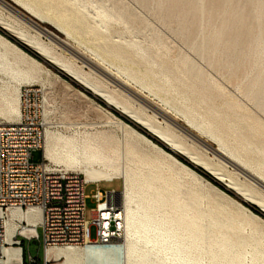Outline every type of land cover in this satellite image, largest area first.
I'll use <instances>...</instances> for the list:
<instances>
[{
    "label": "bare ground",
    "instance_id": "obj_1",
    "mask_svg": "<svg viewBox=\"0 0 264 264\" xmlns=\"http://www.w3.org/2000/svg\"><path fill=\"white\" fill-rule=\"evenodd\" d=\"M138 1L143 7L153 2L160 21L209 67L231 75L248 66L246 82L235 89L264 114V0ZM17 9L73 45L45 33L50 41H43L24 22L41 33L40 28ZM132 16L118 0H0L2 30L264 216V191L258 185L264 186V123L242 102L226 98L221 84L192 58L171 60L160 34H148L147 25L136 26ZM53 41L81 64L62 55ZM48 71L0 35L4 124L19 118L20 86L40 81ZM109 116L121 139L103 131L62 134L46 123L42 153L46 162L76 169L87 184L120 179L123 234L110 245L49 248L44 253L48 264H264L263 218ZM40 218L36 208L10 210L4 220L6 244L17 232L33 233ZM19 222L27 226L20 228ZM2 255L0 264H19L22 252L6 246Z\"/></svg>",
    "mask_w": 264,
    "mask_h": 264
},
{
    "label": "built area",
    "instance_id": "obj_2",
    "mask_svg": "<svg viewBox=\"0 0 264 264\" xmlns=\"http://www.w3.org/2000/svg\"><path fill=\"white\" fill-rule=\"evenodd\" d=\"M20 114L14 123L0 122V263L6 246L18 247L22 256L19 264H48L44 253L49 248L110 245L123 234L121 202L117 204L114 189L101 191L100 183L87 184L79 173L66 171L43 158L42 145L46 122L40 91L33 85L19 89ZM40 151L41 161H33V153ZM87 185L92 193H84ZM94 207L90 219H85V200ZM36 208L41 218L33 233L19 232L13 242H5L4 220L10 210ZM27 226L19 222V227ZM95 237L90 239V228ZM40 231V235H39ZM39 240L43 259L38 263L24 249L23 241ZM24 251V256H23Z\"/></svg>",
    "mask_w": 264,
    "mask_h": 264
},
{
    "label": "rangeland",
    "instance_id": "obj_3",
    "mask_svg": "<svg viewBox=\"0 0 264 264\" xmlns=\"http://www.w3.org/2000/svg\"><path fill=\"white\" fill-rule=\"evenodd\" d=\"M118 1H121V3L123 5L127 6L130 9V11H131V13L133 15L130 18H131V20H133L135 22L136 26H139V27L142 26V28H143L144 25H147V28L145 27V29L146 30H150V31L147 32L148 34L153 33V32H156V33L160 34L162 40L166 43V45L169 48V58L171 60L176 59L178 55H186V56L190 57V59L192 58L193 61L205 73H208V75L211 78H213L215 81L217 80L216 82L219 85L221 84L220 86H222V88H224L225 95H226L225 97L226 98L231 99L232 101L236 100L238 102L240 101V103L242 102L241 104L242 105L244 104V107H245L246 112L248 114L256 116L258 119H260L264 123V118H263L264 114H262L261 112L257 111V109L254 106L251 107L252 104L250 102L246 101L244 99V97L241 95V93L239 91H237V89H235V87L237 85H240V84L242 85V84H244L246 82L244 80L243 76H244V72L248 68V66L238 68L231 75H228L226 73V71L223 70V69L220 70V69L211 68L203 60H201L198 56H196L188 48L187 44H185V42L181 38H179V36L176 35V33L174 31L169 30V27H167L164 23H162V21H160L158 15L156 14V6H155V4L153 2L149 1L147 3V5L145 7H143L138 0H118ZM246 10H248L247 7H246ZM24 24H25V26H28L29 28H31L34 31H36L39 34L40 38L43 41H45V42L50 41L49 37L50 38L55 37L59 41L64 39V40H66L67 42H69L70 44L73 45V42L70 39H68V38L66 39L64 36H62L61 34L56 32V30H54L48 24L36 23L41 30H45V32L43 31V33H45L49 37H47L45 34L44 35L41 34L39 31H37L36 29L32 28L26 22H24ZM112 26H113V29H116V30H119V31H121L123 29L122 25H120V24H117V25L113 24ZM172 26H174V25H172ZM144 32H145V30H144ZM0 35L3 36L4 38H6L11 43H13L14 45H16L18 48H20L26 54L30 55L25 50H23L22 47H24L26 50H28L29 52H31L35 56L39 57L36 53H34L32 50L28 49L26 46H24L22 43H20L18 40H16L12 35H10L6 31L2 30L1 28H0ZM55 46L57 47L58 51L60 53H62V55L66 56V57H69V58L75 59L74 57H72L71 55L66 53L63 49H61L59 46H57V45H55ZM31 57H33V56H31ZM75 60H76L77 64H81L80 61H78L77 59H75ZM165 61H167V60H165ZM39 62L44 67H46L49 71H48L47 74H45V73L42 74V77H41L40 81L37 80V81L33 82L30 85L35 86L40 91V95H41V98H42V101H43V105L46 106V112H47V118H45V115H44V119H45V122L47 123V125L51 128V130L56 131V132H60L62 134H67V133L71 134V133H73L75 131H79V130L80 131L86 130V131H89V132L103 131V132H106L107 134H111L116 139H121V131L116 126V124L113 123L115 121V119L110 117L109 113L114 115L116 118H118L120 121H122V122H124L126 124H127V122H125L123 119L127 120L128 122H130L127 118H125L124 116L120 115L118 112L114 111L113 109L107 107L102 101H100V100L96 99L95 97H93L91 94L86 92L79 85H77L76 83L71 81L68 77H66L65 75L60 73L56 68L52 67L51 65L46 63L44 60H41ZM172 63L173 62H171V64ZM208 67H209V69H207ZM212 75H214V77ZM215 78H217V79H215ZM109 86L112 87L113 85L110 84ZM20 87H24V85H22ZM88 98L92 99L94 102H90L88 100ZM134 101L137 104L139 103L137 100H134ZM153 102H156V100H153ZM247 102H248V104H247ZM215 103L219 105V104H221V100L220 99H216ZM97 105H99L101 108L98 107ZM44 106H43V108H44ZM253 108H255V109H253ZM147 112H148V114L153 113L148 108H147ZM259 113H261V114H259ZM157 118H159V120H161L160 117H158V115H157ZM4 121L5 120L0 117V122L3 123ZM130 123L132 125H129V124L128 125L133 127V128H135L138 132L141 133V131H143V130L139 129L138 127H136L132 122H130ZM178 123L181 124L180 122H178ZM144 133L146 134L145 136L147 138H149L151 141H152V139H154L151 136H149L146 132H144ZM201 150L203 151L204 149L201 148ZM170 154L173 155L177 160H179V158L183 159L180 156H178V155H176V154H174L172 152ZM207 155L211 156L212 154L211 153H207ZM33 161L36 162V163L41 161V153H40V151H36V152L33 153ZM186 166H188V165H186ZM58 167L61 168V169H64L61 165H59ZM195 169H197L198 171H200L201 173L206 175L200 169H198V168H195ZM66 171L79 173L76 169H71V168H68V170H66ZM196 173L199 174L204 180H206L210 184L214 185L212 182H210L208 179H206L203 175H201L198 172H196ZM207 177H209V176H207ZM205 184L206 183H204L203 185H205ZM215 187H217V186H215ZM93 189H94V186L87 185L85 187V190H84L85 195L89 196L92 193ZM99 189L101 191H107V190H110V189H114L116 192L120 193V191H121V180L120 179H116V180H114L112 182H101L99 184ZM205 189L210 194H214L212 191H210L208 189L207 185H205ZM223 192H225V191H223ZM238 201L241 202L240 199H238ZM229 206H230V208L232 210H234V211L236 210L234 206H232V205H229ZM93 207H94V204L90 201V199H86L85 200V219L86 220L90 219V210ZM245 207H247V206H245ZM251 212H253V211H251ZM39 235H40V231H39ZM89 236H90V239H94V237H95V228L94 227L90 228ZM23 246H24V249L26 251V254H27V251H28V253L34 259H36L38 263L42 262L43 252H42V246H41V243H40V239L39 240L32 239L30 241H27V240L23 241ZM25 264H28L27 261H25ZM51 264H59V262H57V263L55 262V263H51Z\"/></svg>",
    "mask_w": 264,
    "mask_h": 264
},
{
    "label": "trees",
    "instance_id": "obj_4",
    "mask_svg": "<svg viewBox=\"0 0 264 264\" xmlns=\"http://www.w3.org/2000/svg\"><path fill=\"white\" fill-rule=\"evenodd\" d=\"M23 50H25L27 53H29L31 56H33L35 59H37L38 61H41L37 56H35L34 54H32L31 52H29L28 50H26L24 47H22ZM118 116V115H117ZM125 122H127V124L132 125L130 122H128L127 120L123 119ZM141 133L143 135H146L143 131H141ZM152 141L154 143H156L157 145H159L160 147H162L165 151L170 152L169 150H167L164 146L160 145L159 142H157L156 140L152 139ZM171 153V152H170ZM179 160L183 163H185L186 165H188L189 167H191L193 170H195L196 172L200 173L201 175H203L206 179H208L210 182H212L215 186H217L219 189L225 191L227 194H229L232 198L236 199L238 201V199L231 193L227 192L222 186H220L219 184H217L216 182H214L212 179H210L209 177H207L206 175H204L203 173H201L200 171H198L197 169H195L194 167H192L191 165H189L188 163H186V161H184L183 159ZM242 203V201L240 202ZM243 205L247 206L251 211H253L255 214H257L258 216H260L261 218L264 219V216L262 214H260L257 210H255L254 208L242 203ZM23 256H24V251H23ZM25 264V263H24Z\"/></svg>",
    "mask_w": 264,
    "mask_h": 264
},
{
    "label": "water",
    "instance_id": "obj_5",
    "mask_svg": "<svg viewBox=\"0 0 264 264\" xmlns=\"http://www.w3.org/2000/svg\"><path fill=\"white\" fill-rule=\"evenodd\" d=\"M1 1H3L4 2V0H1ZM6 2V1H5ZM8 3V2H7ZM9 4V3H8ZM9 6L10 7H12V8H14L12 5H10L9 4ZM17 11L24 17V18H26V19H28V20H30L31 22H33V23H35L36 24V22L34 21V20H32L31 18H29L27 15H25L23 12H21L20 10H18L17 9ZM37 25V24H36ZM38 26V25H37ZM41 30V29H40ZM43 31H45V30H41V34H43L44 35V33H43ZM61 42V41H60ZM53 43H55L56 45H58L61 49H63L66 53H68L69 55H71L72 57H74L75 59H77L78 61H80V62H82L81 60H80V58H78L72 51H70L69 49H67L65 46H63V45H60V43H56V42H54L53 41ZM39 58V57H38ZM40 60H42L41 58H39ZM95 72H96V70H94ZM99 71L97 70V73H98ZM100 75V74H99ZM130 95V94H129ZM131 97H133L134 98V96H132L131 95ZM136 99V98H135ZM138 101V100H137ZM167 149V148H166ZM168 150V149H167ZM214 153V152H213ZM215 155H217V153H214ZM260 187H261V189L264 191V186H262V185H260V184H258ZM120 203V193H118V195H117V204H119Z\"/></svg>",
    "mask_w": 264,
    "mask_h": 264
}]
</instances>
